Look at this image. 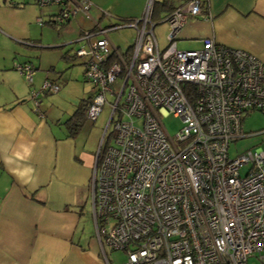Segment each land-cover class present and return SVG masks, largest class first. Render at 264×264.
Returning <instances> with one entry per match:
<instances>
[{"label":"built area","instance_id":"1","mask_svg":"<svg viewBox=\"0 0 264 264\" xmlns=\"http://www.w3.org/2000/svg\"><path fill=\"white\" fill-rule=\"evenodd\" d=\"M35 1L56 7L48 20L37 17L42 25H62L79 11L90 17L89 0ZM205 5L185 0L155 20L148 2L138 18L107 26L94 20L73 49L94 87L86 119L109 109L90 177L91 208L98 240L126 252L120 264H248L250 256L264 264V148L235 157L227 151L243 136L244 114L264 113V61L210 37L179 48L178 31L189 16H207ZM125 26L135 36L121 49L109 32ZM14 68L32 83L31 63ZM59 89L49 79L40 85ZM167 113L180 120L174 137L161 120Z\"/></svg>","mask_w":264,"mask_h":264},{"label":"crops","instance_id":"2","mask_svg":"<svg viewBox=\"0 0 264 264\" xmlns=\"http://www.w3.org/2000/svg\"><path fill=\"white\" fill-rule=\"evenodd\" d=\"M15 1L18 6L14 7L3 0L0 11H15L29 3L39 8L35 0ZM162 1L89 0L88 18L100 24L107 19L101 24L104 26L131 20L140 17L151 2L152 17L159 20L185 0H166L169 9L155 15L153 4ZM203 1L207 16H189L177 33L176 44L178 39H187L192 43L189 48H196L201 39L210 37L252 52L264 61V0ZM39 10L35 21L39 16L48 20L54 12ZM43 25L53 26L48 22ZM161 26L159 33L157 28ZM9 28L12 26L0 18V32L6 34ZM155 30L163 35L160 43L165 44L166 26L159 23ZM122 39L119 43L112 40L121 49L132 45L133 39L122 46ZM30 41L22 43L33 46ZM66 52L69 54V50ZM34 68L30 84L14 63L0 57V264H120L96 235L90 180L99 145L95 134L94 139L81 143L78 131L70 134L60 118L49 113L42 96L47 92L40 90V84L45 79L56 80L38 74ZM34 90L37 105L32 97Z\"/></svg>","mask_w":264,"mask_h":264},{"label":"rangeland","instance_id":"3","mask_svg":"<svg viewBox=\"0 0 264 264\" xmlns=\"http://www.w3.org/2000/svg\"><path fill=\"white\" fill-rule=\"evenodd\" d=\"M3 5V0H0V6ZM55 8V6L37 8L34 4L29 3L24 8H17L15 11H0V18L12 26V29L9 28L10 31L5 30L6 34L0 32V57L5 56L11 63H22L27 60L34 67H37L38 74L43 76L46 74L47 77L56 80L60 85V89L57 92L44 93L42 96L49 113L54 114L55 118H60L63 122L81 99L90 96L94 91L92 83L83 76L81 59L76 57L70 59L63 56V53L68 50L69 55H72L73 48H77L82 44L79 40L81 33L91 28L94 22L86 17L82 11L77 12L74 17L63 25H42L35 21L39 9H43V11L51 9L53 11ZM106 21L107 19H103L101 24L106 23ZM157 29L160 33L163 26ZM109 35L117 43H119L121 37L124 38L123 41H120L123 46L132 41L135 31L132 28L121 27L111 30ZM159 37L162 39L160 42L163 43V35ZM30 40H34V42ZM22 41H30L34 45L27 46ZM177 46L179 48H189L192 47V43L187 39H178ZM115 84L119 85V82L116 81ZM107 100L111 102L113 98L108 96ZM108 112V106L105 105L94 122L85 119L76 135L81 143H84L87 139H94L92 134H95V141L99 144L107 122ZM161 120L167 132L174 137L175 132L180 127L179 118L172 113H167L161 117ZM111 129L112 123L109 124L107 132L109 133ZM241 132L242 137L228 143L227 151L230 157H235L250 148H264V113L258 110L245 113L241 120ZM108 142L113 143L112 139ZM244 170L243 167L242 171ZM90 209V201L87 199L85 210L88 216ZM109 252L112 253L111 256L117 263L123 262L126 257L124 250L111 249ZM247 263L259 264L260 261L256 256H250Z\"/></svg>","mask_w":264,"mask_h":264},{"label":"trees","instance_id":"4","mask_svg":"<svg viewBox=\"0 0 264 264\" xmlns=\"http://www.w3.org/2000/svg\"><path fill=\"white\" fill-rule=\"evenodd\" d=\"M8 5L15 7V6H18V3L17 1L13 3L8 0ZM163 9H167V10L169 9L168 2L166 0L153 4V12L155 15H158L161 11H164ZM52 25L55 26L54 24ZM63 56H65L66 58H70V59L75 58L73 55L67 54V52H64ZM90 99H91V96L81 99V101L78 103L76 108L72 111V113L62 122L70 134L76 133L79 130V128L83 125L86 119L85 111L88 106V103L90 102Z\"/></svg>","mask_w":264,"mask_h":264}]
</instances>
